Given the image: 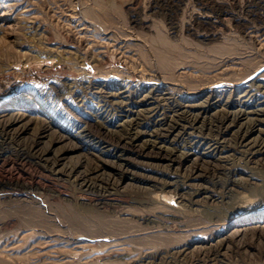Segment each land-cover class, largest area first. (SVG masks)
I'll use <instances>...</instances> for the list:
<instances>
[{"label": "rangeland", "instance_id": "obj_1", "mask_svg": "<svg viewBox=\"0 0 264 264\" xmlns=\"http://www.w3.org/2000/svg\"><path fill=\"white\" fill-rule=\"evenodd\" d=\"M255 82H264V0H0V108L8 112L34 96L54 124L70 125L97 110L98 88L128 89L131 96L148 89L163 96L157 109L139 116L144 130L181 101L213 100L217 109ZM106 112L100 114L114 117L100 132L91 116L88 136L101 135L110 146L119 135L105 128H118L123 117ZM6 134L0 128V264H264V230L241 239L229 233L237 218L264 217V161L249 160L239 147L229 159L206 158L195 182L210 195L193 205L200 189L187 186L180 151L173 169L126 154L123 170H114L119 184L98 179L87 186L42 164L29 150V134ZM179 139L173 145L182 147ZM167 181L179 184L174 190Z\"/></svg>", "mask_w": 264, "mask_h": 264}, {"label": "bare ground", "instance_id": "obj_2", "mask_svg": "<svg viewBox=\"0 0 264 264\" xmlns=\"http://www.w3.org/2000/svg\"><path fill=\"white\" fill-rule=\"evenodd\" d=\"M96 60H97V58H96ZM97 62H98V60H97ZM73 82H71V83L73 84ZM87 82H88V80H87ZM256 82H255L254 87L251 86L249 88H244L243 91L239 90L238 93H235L236 96L229 98L230 100L227 103V105H229L233 108L226 107L227 106L226 104H225L226 106H222L220 104L222 107L220 106V108L216 109V108H214L215 104H213L214 103L213 100L209 101L208 99H205L203 101H198V102H195V101L194 102H182L181 101V103L179 102L178 104H176V107L172 106L173 108H170L171 109L170 115L167 114V112L163 111L164 112L163 116H160L157 118V121L155 123L157 126L154 125L155 127L151 128V129H148L149 127L144 129V130L138 128L139 123H140L139 122L140 120L138 121V118L140 119L139 116L141 114H143L144 112L147 113L148 111L154 110L157 107V104L154 105V102L158 101L159 99H162L163 95L162 96L158 95V97H157L156 95H154L155 93H153L152 91H149L147 89L148 91L146 90V92H144V94H138V95L135 94L134 96H131L129 94L130 92L128 91V89L113 90V88L112 89L98 88L97 90L93 91V93L96 95L95 96L96 102L98 103L97 110L95 112L87 111L88 114H86L84 119L79 118L77 116L74 117L73 122H71L72 126H70L71 124L69 125V124H66L63 122H59V123L56 122L55 123L56 125H55L54 124V122H55L54 115L50 114L51 112H49V111L46 112L45 108L40 104V102L37 103V101H36V103H35L34 102L35 97L33 96L31 98H28V100L20 101L17 104L18 108H16L15 111H13V112L12 111L8 112L7 107H1L0 108V128L2 131H5L10 136L11 139L21 137L22 135H24L26 133L29 134L31 136L30 137L31 138V144H30L29 150H31L32 155H34L38 160L43 162L42 164H44L45 166L47 165L49 168L55 170L56 172L64 173L66 175V179L68 177L69 179L72 180V181L70 180L71 182H74V184L80 183V184H86L87 186H88V184L91 185V184L96 183V181L98 179H100V181L104 180V182H109L111 184H119L121 182V177H120V179H118V177H116L114 175V173H115L114 170L117 168H120V169L123 168L121 165H122V163H124V161L122 160L123 162L121 161L122 162L121 163L120 160L125 158L126 154H133L136 157L142 158L141 161L143 162V164L145 163L148 165H154V166H157L158 168H159V166H161V167H164L166 169H173V168L177 167V165L179 164L177 161L178 158L176 160V157L178 155L177 152L180 151L178 153L180 154V156L184 157V161H185L183 163L184 164V171L182 172V175H183L184 179H186L187 186L189 187V186L197 185V189H200V190H197V192L192 193L193 196H191V202L190 201L189 202L194 205V204L199 203L200 200H202L203 198L208 199L209 196H207V195H210V194H207V195L204 194L207 192V190H206L207 187L206 188L201 187V185H198L195 182L196 179L200 176V172H201L200 166H202L203 164H207V162H208L207 160H209L206 158H212L213 157V160H214L213 162H215L218 159H219V161L221 159H227V158L229 159V157H228L229 154L232 152V150L235 149V146H237L240 148L241 151L244 152L243 154H245V156L249 160H251L253 162H257L259 160L264 161V98H263L264 97V82H259V83H256ZM65 83H67V82H65ZM75 84L77 85V83H75ZM248 84H250V83H248ZM60 86H61V84H60ZM72 86H75V85H72ZM80 86H82V85H80ZM255 89H257V90H255ZM256 91H260V92L262 91L263 92V95L261 96V98H259V96L256 97V95L254 96ZM73 93H76V92H73ZM84 93H86V92H84ZM204 96H207V95H204ZM226 96L229 97V94ZM58 97H61V96L58 95ZM77 97L80 100V104H84V102H85L84 96L83 95L80 96V94H78ZM169 97H172V96L170 95ZM71 98H73V97H71ZM149 100H152V101H149ZM227 100H228V98H227ZM160 102H161V100H160ZM70 103H72V101ZM65 104H68V102L66 101ZM76 105H78V104L76 103ZM142 105H145V106L142 107ZM166 105H165V107H167ZM95 106H96V104H95ZM160 108H162V106ZM210 108H214L215 110L209 111ZM99 109H101V110L99 111ZM103 110L107 111V112H109L110 110L114 111L115 113L119 112L120 115L123 117V119H120V121L116 124V126H118V128L109 129V128L104 127L107 132L117 133L119 135L118 139L115 141V143L111 144L110 146H108V143H104L105 142L104 140L105 139L107 140V138H105L103 140L102 138H100V136H101L100 134H99L100 136L97 138V140L96 139L92 140L93 137L90 138L88 136V134L90 132V130L88 129V124H89L88 122H90L89 120H90L91 116H92V119L94 118V123H95L94 125L96 126L95 129L97 132H100L99 129H97V128H102L105 124L107 125L108 119L111 120L114 117L113 113L111 116L109 114L106 117H105V115L100 114ZM158 112H159V110H158ZM42 113H45V114L42 115ZM144 119H145V117H144ZM65 122H66V120H65ZM90 123H93V122H90ZM108 136H110V135H108ZM113 138H114V136H113ZM177 138L182 139V141L184 142L182 144V147L180 145L179 146H177L175 144L173 145V142ZM105 154L107 156H103ZM104 157L113 158L114 160L113 161L104 160ZM94 159L95 160L97 159L96 163L95 162L91 163L94 161ZM136 160H139V159H136ZM225 161H227V160H225ZM226 163L224 165H226ZM232 163H233V161H232ZM218 165H219V163H218ZM221 165H223V164H221ZM226 167H228V166H226ZM213 168H215V167H213ZM218 168H220V167H218ZM224 168H221V169H224ZM120 169H119V171H120ZM205 169H206V167H205ZM53 170H52V172H53ZM121 170H123V169H121ZM127 170H129V169H127ZM127 170H125V171H127ZM175 171H177V170H175ZM217 171H215V172H217ZM222 171H224V170H222ZM117 172H118V170H117ZM167 172H170V171H167ZM202 172H204V171H202ZM229 172H227V170H226V173H229ZM130 173H132V175L134 174V172H132V171H130ZM223 174L224 173H222V175ZM179 175H181V174H179ZM182 175H181L180 179L183 178ZM202 175H203V173H202ZM222 175H219V176L221 177ZM176 176H177V174H176ZM145 177H147V176H145ZM232 177H233V175H232ZM62 178H63V176H62ZM160 178H161V176H160ZM239 178H241V177H239ZM130 179H133V176H131ZM162 179H163V177H162ZM151 180L157 181L158 179L152 178ZM224 180H226V178H224ZM173 182L175 183V181H173ZM173 182L167 181V182H163V183H165L168 187L171 186L172 188H170V189L175 190V188L177 187V186L175 187V184H177L178 182L176 181L177 183H175V184ZM260 182H261V179H260L259 183ZM154 183L156 184V182H154ZM246 183H250L252 186L254 181H247ZM155 186L156 185H154L153 188H155ZM159 186L162 187L163 185L162 186L159 185ZM157 188H158V186H157ZM253 189H254V186H253ZM263 189L264 188L262 186V190ZM230 191H233V190H230ZM238 191H239V189H238ZM188 192H190V191H188ZM219 193H218V195H219ZM173 194H175V193L173 192ZM224 194H225V192H224ZM221 195H223V194H221ZM238 195L240 197V193L239 194L237 193V196ZM172 196H174V195H172ZM194 196H195V198H194ZM234 196H236V194ZM237 196H236V199H238ZM222 197H221V199H222ZM183 198H185V197H183ZM211 198L214 199L213 196ZM240 200H242V199L239 198L238 201H240ZM202 202H200V203L202 204ZM204 202H205V204L207 203L205 200H204ZM200 203H199V205H200ZM210 203L212 204V202H210ZM229 205H230V203H229ZM240 205H241V203L239 204V202H238V204L236 206V207H238L237 210L239 211V213L242 212V210L239 208ZM203 206H205V205H203ZM206 206H207V204H206ZM208 206H210V205H208ZM230 206H232V205H230ZM185 207H187V206H185ZM190 207L191 206H189V208ZM199 207H201V206H199ZM195 208H197V207H194V210H195ZM206 209H208V208L206 207ZM246 214H247V212H246ZM234 224H235V226H233L229 230L230 231L229 233L231 234L232 237H234V238L244 237L248 234L247 233L248 231H250V235H253L254 230H259L261 232H262V230H264V217H260V216L259 217H252L251 216V218H245V217L237 218V220L235 221ZM211 241H209V242L212 244ZM214 242H216V241H214ZM222 242L223 241H220L219 245H221ZM225 244H226V242H225ZM209 246H212V245H209ZM184 248H185V246H184ZM192 248L194 249V247H192ZM224 249L226 250V248H224ZM200 252H201V250H200ZM212 252H213V250H212ZM198 254H197V256H198ZM205 255H208V254L205 253ZM211 257H212V255H211ZM172 258H174V257H171L169 259H172ZM202 259H204V258H202ZM208 259H210V258H208ZM219 260H221V259H219ZM216 262L218 263V261H216ZM147 264H150V263L147 262ZM194 264H195V262H194Z\"/></svg>", "mask_w": 264, "mask_h": 264}]
</instances>
